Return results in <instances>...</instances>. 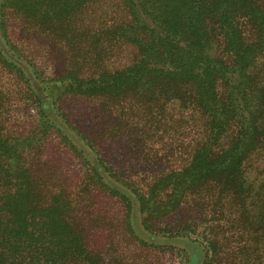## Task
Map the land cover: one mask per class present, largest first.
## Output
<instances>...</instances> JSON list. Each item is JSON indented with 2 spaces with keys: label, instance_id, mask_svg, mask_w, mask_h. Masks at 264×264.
Wrapping results in <instances>:
<instances>
[{
  "label": "trees",
  "instance_id": "obj_1",
  "mask_svg": "<svg viewBox=\"0 0 264 264\" xmlns=\"http://www.w3.org/2000/svg\"><path fill=\"white\" fill-rule=\"evenodd\" d=\"M67 97L105 103L111 126L77 127ZM134 134L167 157L146 177L101 151ZM259 156L264 0H0V264H169L175 247L177 264H260L264 216L243 195ZM207 209L234 215L231 236L169 223ZM113 216L136 250L99 245Z\"/></svg>",
  "mask_w": 264,
  "mask_h": 264
},
{
  "label": "rangeland",
  "instance_id": "obj_2",
  "mask_svg": "<svg viewBox=\"0 0 264 264\" xmlns=\"http://www.w3.org/2000/svg\"><path fill=\"white\" fill-rule=\"evenodd\" d=\"M127 60V59H126ZM63 107L65 111L68 113L69 117L72 119V121L75 123L77 127H80L81 129L89 130L98 123L101 129L107 130L109 128V125L111 126L112 119L115 118V113L113 109H108L107 105L104 103V107L101 108L98 101L92 100V99H85L82 97H67L63 101ZM99 108L102 110L99 111ZM106 110V111H105ZM18 113H24L21 111H18ZM34 113L33 110H28L27 115H32ZM26 115V112H25ZM106 122V124H105ZM114 122V121H113ZM118 122H116L117 125ZM104 124V125H103ZM106 139L109 137L106 133ZM136 136H131V139H126L124 141H117V142H111V143H104L103 149L101 150L102 153L108 154V158L112 161V163L116 166H118L121 169H124V171L132 170L136 173V176H147L151 171L154 170H160V164H163V161L167 159V157L162 156L160 157L156 151H145L143 152L139 145V142L134 141L133 139L137 138V134H134ZM133 138V139H132ZM152 152L154 154H152ZM160 153V152H159ZM161 154V153H160ZM125 155V156H124ZM159 156V157H156ZM164 165H180L181 162L178 164H173L172 161L169 160V162H164ZM264 157H254L252 159L251 164L245 169V177L248 184H250V187L248 189V193L243 192V195L247 196V206H248V217L252 219H259L260 216H264ZM160 166V167H159ZM78 168V166H77ZM108 201V202H107ZM106 208L111 209L115 213L113 215H117V210H120L121 206L119 202L113 198L110 201L106 200ZM226 205L228 203L226 202ZM227 209V206H225ZM109 209V210H110ZM225 209V210H226ZM224 210V211H225ZM214 212V213H213ZM241 212V210H240ZM200 213V212H199ZM219 210L216 209L212 211L211 209H207L205 211V218L203 216V221H195L193 218H188L187 216L179 217V219H172L169 221L172 225L176 224L177 221H183L184 222H195L198 223L196 232L191 234L190 237L192 238H199L202 240V235H205L206 233H210L211 226L215 225L214 222L217 223H223L226 222V226H220L222 228L221 233H228L231 236V233L235 231V229L231 226L232 223V217L231 216H224V219L218 218L217 221H214L213 217L217 218V216H214L215 214H218ZM111 215V213H110ZM222 217V216H221ZM202 218V217H201ZM206 219V221H205ZM119 216H113L109 219L108 223L110 224L108 228L104 231L105 242H100L99 245H104L106 248H114V247H120L123 249H126L128 251H133L138 248V240L134 239L132 236L128 235L126 233V230L124 226H122L119 223ZM251 220V219H250ZM167 221H163L161 223L155 222V224L163 225ZM243 224H246L247 220L243 219ZM94 223V221H93ZM95 223H97L95 221ZM225 224V223H224ZM156 225V226H157ZM264 229V224H261ZM260 226V225H259ZM135 233L138 235H141V237L144 235L146 236L147 233L143 229L140 218L138 217L137 222L135 224ZM242 231V230H241ZM157 241L160 244L164 245H174V246H186L188 244L185 239L176 238L173 236H167V235H160L157 238ZM262 243L259 244L258 249L259 251V258L256 259V262L259 260L260 264H264V239L261 240ZM98 245V244H97ZM177 248L175 247V250ZM234 251V248H231ZM175 250H166L164 251L163 257L164 260H167L169 264H177L178 262V256L177 252ZM235 260H233V264H241L242 261L240 258L235 257Z\"/></svg>",
  "mask_w": 264,
  "mask_h": 264
}]
</instances>
